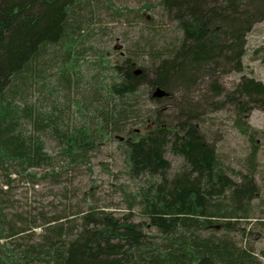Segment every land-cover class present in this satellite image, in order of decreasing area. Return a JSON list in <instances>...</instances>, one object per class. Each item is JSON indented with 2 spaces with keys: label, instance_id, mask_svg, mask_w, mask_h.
<instances>
[{
  "label": "trees",
  "instance_id": "obj_1",
  "mask_svg": "<svg viewBox=\"0 0 264 264\" xmlns=\"http://www.w3.org/2000/svg\"><path fill=\"white\" fill-rule=\"evenodd\" d=\"M82 3L0 0V171L6 174L8 190L16 179L11 176L28 173L36 181L37 170L52 164L47 149L50 138L60 142L61 154L71 163L88 160L103 132L110 128L114 134L122 132L120 125L135 116V100L143 88L150 91L151 100L170 102L178 86L189 87L198 76H206L220 96L216 83L220 67L243 71L246 37L264 20V0H163L167 14L177 23V43L158 47L155 35L139 49L150 58L152 77L130 60L118 65L100 56L94 65L107 73L106 79L88 94L89 100L79 102L86 114L103 120L97 122V129L71 128L62 94L32 104L30 91L34 83L58 76L66 83L68 74L79 75L88 48L78 46L83 38L90 40V32L83 29L95 17L79 15L88 8ZM54 48L62 52L60 58ZM158 90L165 95L156 97ZM258 97H264V84L244 77L230 100L245 111V106L264 105ZM178 109L176 124L157 122L146 134H136L135 140L119 137L130 174L160 179L141 194L142 210L148 225L166 237V243H147L140 224L94 212L80 215L76 227H66L61 215L49 217L41 225L43 241L28 243L25 240L33 236L36 224L29 227L23 214L11 216L9 192L0 188V264H259L249 249L200 235L214 225L232 232L237 222L251 219L250 204L257 195L255 167L242 182L232 180L193 121L196 108L184 101ZM244 119L238 126L251 135ZM167 153L182 159L186 168L172 180ZM15 221L21 222L19 227Z\"/></svg>",
  "mask_w": 264,
  "mask_h": 264
},
{
  "label": "rangeland",
  "instance_id": "obj_2",
  "mask_svg": "<svg viewBox=\"0 0 264 264\" xmlns=\"http://www.w3.org/2000/svg\"><path fill=\"white\" fill-rule=\"evenodd\" d=\"M87 1L83 0L81 5L88 8L79 15L95 17L90 26L83 29L90 32V40L83 38L78 46L80 50L88 48L80 61L79 75L68 74L69 81L66 83L59 76L44 84L34 83L30 94L32 104L39 98L52 100L62 94L64 98L61 100L66 105L64 112L68 115L71 128L90 126L97 129V122L103 118L86 114L79 101L89 100L91 97L88 98V94L100 88V82L106 79L107 73L94 65L100 56L118 65L130 60L144 67L152 77L150 58L139 49L155 35L158 47L175 45L180 33L177 23L167 14L163 0H90L86 6ZM52 51L58 58L61 57L60 49ZM245 53L241 73L229 71V66L223 64L220 67L216 81L220 96L214 94L213 81L206 76H198L189 87L178 86L174 100L170 102L151 100L150 91L143 88V93L135 100V116L120 125L122 132L114 134L111 128L103 132L104 137L97 140L95 149L88 154V160L71 163L67 156L61 154L60 142L50 138L47 149L54 160L50 166L37 170L36 181L28 177V173L11 176L16 179L8 190L5 187L6 174L0 171V188L9 192L8 213L11 216L23 214L29 227L36 224L31 231L33 236L25 242L43 241L45 229L41 225L49 217L61 215L66 227H76L80 224V215L94 212L111 214L120 222L140 224L147 243H166V237L148 225L149 219L142 210L141 194L150 189L151 184H158L160 179L149 178L146 174L134 178L130 174L125 146L119 137L135 140L136 134H146L157 122L176 124L177 117L181 115L178 107L188 101L197 110L193 121L206 141L214 147L227 175L240 183L243 176L250 174L252 167L256 170L257 195L250 204L251 219L237 222L232 232L214 225L201 231L200 235L203 238H223L240 248L249 249L257 262L264 264V105L245 106L244 111L230 100L244 77L264 84V20L256 23L247 35ZM157 93L155 91L154 94ZM242 116L251 135L244 134L238 126ZM253 156L254 166L250 162ZM166 158L172 169L170 180L186 169L182 159L168 153ZM15 222L19 227L21 222Z\"/></svg>",
  "mask_w": 264,
  "mask_h": 264
},
{
  "label": "water",
  "instance_id": "obj_3",
  "mask_svg": "<svg viewBox=\"0 0 264 264\" xmlns=\"http://www.w3.org/2000/svg\"><path fill=\"white\" fill-rule=\"evenodd\" d=\"M156 95H158V96H164V95H165V93H164V92H162L161 90H158V93H157Z\"/></svg>",
  "mask_w": 264,
  "mask_h": 264
}]
</instances>
